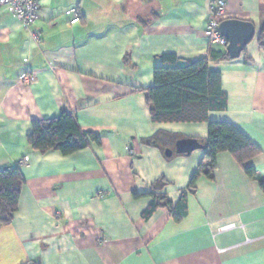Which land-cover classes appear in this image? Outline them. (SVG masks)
<instances>
[{
  "label": "crops",
  "instance_id": "0c3cea01",
  "mask_svg": "<svg viewBox=\"0 0 264 264\" xmlns=\"http://www.w3.org/2000/svg\"><path fill=\"white\" fill-rule=\"evenodd\" d=\"M38 1L30 29L0 4V171L18 168L25 180L13 223L0 227V264H264L259 181L222 153L189 190L205 150L175 146L204 145L208 124L153 123L138 92L154 86L162 55L192 62L225 50L206 36L215 0ZM225 20L250 22L256 36L239 59L210 63L228 106L209 122L233 124L260 149L247 165L264 178V0H227ZM63 112L100 145L32 150V122ZM158 134L159 148L149 145ZM152 194L174 210L144 219Z\"/></svg>",
  "mask_w": 264,
  "mask_h": 264
},
{
  "label": "trees",
  "instance_id": "16d2710c",
  "mask_svg": "<svg viewBox=\"0 0 264 264\" xmlns=\"http://www.w3.org/2000/svg\"><path fill=\"white\" fill-rule=\"evenodd\" d=\"M259 46L264 51V28L260 34ZM159 58L163 65L154 71V86L138 91L150 107L152 122L208 124V137L204 143L205 158L199 165L189 190L195 189L200 175L210 176L213 173L220 154L229 153L244 167L249 178L259 181L264 193V178L259 177L253 166L247 165L260 154V149L233 124L209 122L210 112L224 111L228 106V97L222 89V74L210 68L211 62L230 60L226 47L222 52L211 51L207 59L185 62V67H178L180 60L174 55H162ZM27 140L30 148L36 152L46 154L56 151L63 156L85 150L91 143L100 145L98 135L82 131L76 119L66 112L54 119L32 122V132ZM159 142L160 134L148 141L149 145L158 148ZM24 184V177L18 168L9 167L0 171V227L13 223ZM166 186L164 180H159L154 189L163 191ZM151 197L153 200L144 213V219H149L159 208L174 210L167 195L152 194Z\"/></svg>",
  "mask_w": 264,
  "mask_h": 264
},
{
  "label": "built area",
  "instance_id": "2783aa9c",
  "mask_svg": "<svg viewBox=\"0 0 264 264\" xmlns=\"http://www.w3.org/2000/svg\"><path fill=\"white\" fill-rule=\"evenodd\" d=\"M227 0H215L209 13V21L206 28V36L212 45L227 47L228 41L220 32L222 17L225 13ZM0 4L11 9L14 15L22 22L25 29H30L38 20L40 6L38 0H0ZM73 19L72 24L80 21V13L77 9H72ZM33 39L35 42H40V34L34 33ZM131 154L132 149H128Z\"/></svg>",
  "mask_w": 264,
  "mask_h": 264
},
{
  "label": "water",
  "instance_id": "95a60500",
  "mask_svg": "<svg viewBox=\"0 0 264 264\" xmlns=\"http://www.w3.org/2000/svg\"><path fill=\"white\" fill-rule=\"evenodd\" d=\"M220 32L228 41L226 51L228 52L231 60L239 59L256 36L254 26L250 22L240 20L222 21L220 25ZM185 66L186 63L184 61H180L178 63V67ZM200 149H204V145H202L198 140L183 139L177 141L175 153L178 155H190L194 151ZM165 154L167 157H171L173 152L171 150H167Z\"/></svg>",
  "mask_w": 264,
  "mask_h": 264
}]
</instances>
